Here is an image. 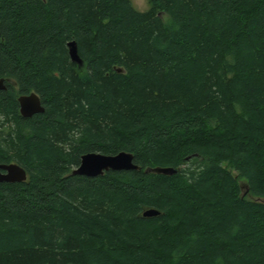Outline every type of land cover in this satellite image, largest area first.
Here are the masks:
<instances>
[{"label":"trees","instance_id":"16d2710c","mask_svg":"<svg viewBox=\"0 0 264 264\" xmlns=\"http://www.w3.org/2000/svg\"><path fill=\"white\" fill-rule=\"evenodd\" d=\"M147 1L0 0V264H264V0Z\"/></svg>","mask_w":264,"mask_h":264},{"label":"water","instance_id":"95a60500","mask_svg":"<svg viewBox=\"0 0 264 264\" xmlns=\"http://www.w3.org/2000/svg\"><path fill=\"white\" fill-rule=\"evenodd\" d=\"M45 1V0H43ZM68 55L72 62L78 67L83 66V60L78 54L77 45L74 39L67 42ZM117 70L120 71V68ZM5 82H12L9 78L0 77V89L5 88ZM19 112L24 117H29L34 113L42 112L43 106L37 93L34 91L28 94H20L17 96ZM130 170L140 169V166L134 163L133 154L131 152L121 150L115 154H104L101 152H86L81 155L77 167L71 170V174L84 176L102 175L107 170ZM146 172H156L170 175L176 172V169L170 166H155L145 168ZM26 179L25 169L15 162L0 163V182H20ZM241 188L243 187L242 184ZM247 191L246 187L242 193ZM264 202V199L262 200ZM159 211L155 208H148L142 212L145 217L155 216Z\"/></svg>","mask_w":264,"mask_h":264},{"label":"rangeland","instance_id":"374dc122","mask_svg":"<svg viewBox=\"0 0 264 264\" xmlns=\"http://www.w3.org/2000/svg\"><path fill=\"white\" fill-rule=\"evenodd\" d=\"M133 5L138 9V10H146L149 7V3L147 0H131ZM241 183V182H240ZM243 184V183H242ZM242 189H245V186L242 187ZM249 197V196H248ZM251 197V196H250ZM258 199V198H257ZM264 198H259V200H263Z\"/></svg>","mask_w":264,"mask_h":264}]
</instances>
